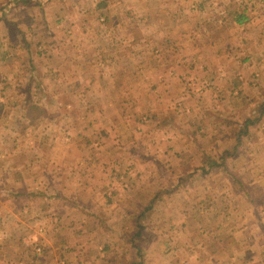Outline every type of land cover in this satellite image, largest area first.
<instances>
[{"label":"crops","instance_id":"1","mask_svg":"<svg viewBox=\"0 0 264 264\" xmlns=\"http://www.w3.org/2000/svg\"><path fill=\"white\" fill-rule=\"evenodd\" d=\"M126 5L127 1L125 4L115 0L101 2L98 8L106 6L108 10L100 14V20L107 23L117 22L119 19L122 24L125 21L131 24L136 21L138 24L140 20L142 30L140 35L132 32L119 33L114 28L113 33H101L100 38L97 39L108 40L110 48L99 49L102 46H98L97 50H92V55L84 50L80 56L84 60H79L74 65H70V62L61 68L50 65L51 73L54 69L61 72L64 79L60 85L65 88L71 85L77 86L78 89L94 91L91 96L90 94L81 96L78 104H85L89 101L90 104L99 106L98 109H93L91 113L83 117L92 121L94 128L100 129L94 131V138L98 140L93 142V148L96 151L93 154H99L100 160L105 158L104 161H100L95 156L92 160L88 158L83 160V154L87 153V147H85L87 145L82 144V147L79 145L76 147L74 142L65 145L64 142L72 140L66 135V140L62 142L63 145L54 146L53 143H49L46 149L41 147V153H47V162L39 164V160L34 158L31 163L23 165L25 168L28 165L32 167L28 174L18 176L15 172L11 176L7 175L11 173H7L5 169V173L0 176L2 180L0 183V209H2L0 230L3 235L8 233V236L12 230L18 233V236H14L18 242L15 243L13 240L12 244L24 249L22 255L18 259H13L11 264H20L19 261L25 258L34 261L37 257H35L37 246L45 248L50 253L49 257L43 260V264H74L78 260L75 256L77 254L81 259L84 258V263L98 264L99 260H103L99 264H104V258L92 262L88 250L97 248L102 256L108 248H114L116 244L123 242L128 245V241L133 240V236L126 237L123 227L114 226L118 214L123 219L125 218L126 222L129 218L136 221L139 216H144L148 220L146 227L142 226L137 231L140 233L141 240V234L150 231L151 225L154 231L169 232V229H162L165 225L172 223L176 231L180 229L183 234L187 232L189 242L184 241L185 244L193 245L196 249L198 247L206 249L205 261H197L196 264H264L263 23H260L257 28L253 27V36L243 31L239 34L240 38L232 37L235 45L230 49L231 51L225 50L223 46H220L222 49L211 48L204 61L210 60L213 63L201 66L203 68L199 66V69L189 63V67L183 71L179 63L174 62L180 56V49L168 48L166 41L178 37L181 30L177 26H180L183 21L191 22L194 20L193 17L196 18L202 14L204 16L206 7L201 3H190L185 7L179 0H143L139 5L141 10H136L138 14L135 11L131 19L127 17L124 19L122 11L124 10V15L127 16V10L130 7ZM111 9L122 10L120 16L114 12L111 13ZM243 16L241 21L237 20L238 15L236 17V24L242 25L241 27L249 19L245 14ZM218 20L223 22L225 17L218 15ZM227 31L225 29L221 33L218 31L217 34H213L215 35L214 40L217 42L230 38ZM214 40L211 45L215 43ZM161 41L163 44H160ZM194 50L195 52L193 50L186 52V55H189V59L195 62L202 53L198 49ZM62 54L70 59L69 51L64 50ZM85 57L89 59L86 61ZM155 63L158 68L153 67ZM74 66L78 69L79 76L71 78L76 80L74 82L67 81L69 76L67 78L64 74L76 71ZM45 67L41 71H45ZM67 68H69L68 71ZM181 73L184 75L183 81ZM187 74L191 75L189 79L196 85L194 88L208 90L206 100L210 102L208 103L211 105L210 108L208 106L207 109L204 108L201 111L199 108L202 105L199 104L196 96L187 94L183 109L179 110L178 106L181 103L175 102V97L182 94V89H185L183 85L188 77ZM196 75L203 77L207 86H198L199 83L193 79ZM162 84L165 85L162 86ZM156 87L162 89L161 98L156 103H149L148 89ZM101 90L110 91V95H106V92H101ZM129 96H132L131 99ZM160 101L163 102L159 103ZM230 101L237 107H230L228 104ZM247 103L255 105V109L258 108L256 113L258 115L253 116L251 120L247 119L253 127L248 130L245 128L246 125L242 127L238 125L239 128L237 127V130L233 132V129L228 127L230 121L224 113L231 111L232 114H238L241 119L243 117L239 111V105ZM152 104H156L157 108L156 105L155 108L150 106ZM105 105H111L115 110L109 112L101 107ZM220 105L223 107L228 105L230 110L222 111ZM152 109L157 111L151 112ZM140 114H146L149 119L143 120L144 116L141 117ZM245 115L247 114H243ZM204 117L208 120L203 123L199 119ZM171 131L172 134L169 133ZM79 133L78 135H82ZM155 135L162 137L163 140L166 137L171 138V135L174 138L180 136L179 142H182L183 137L189 136V141L186 140L185 143H169L172 141L167 138V141L157 145V151L163 149L165 153H179L180 156L187 154L182 163L188 165L189 173L179 178L173 189L174 192L177 190L176 194L185 196L182 202L184 205L177 201L175 204L177 209H174L171 220L165 217L157 219L154 216L157 213L152 214L150 210L152 207L144 203V201L148 203L151 201L149 194L140 191L139 193H142L139 195L141 202H135L139 196L137 197V194L132 191L142 190L139 178H123V175L127 174V169H137L143 165L147 169L152 168V164L144 162L142 158V162H139L142 155H139L138 151H143L139 145L145 143L147 139L149 142L154 141ZM199 136L205 138L204 144L199 141ZM77 138L80 144L83 137L77 136ZM226 139L232 142L227 143ZM145 145H147L145 147L147 151L150 143L143 144ZM70 155L75 156L69 159ZM196 155L201 157L199 161L195 160ZM4 161L6 159L1 160L0 167ZM161 166L164 169L165 164L157 163V167L161 168ZM250 168L252 172L257 173L252 176V179L247 178L245 181L240 171L251 172ZM233 170L238 173H234ZM200 177L203 179L198 180ZM168 183L159 181V185L157 184L158 193L160 192L157 204L161 211L164 210L165 202L168 200L165 190ZM228 183L234 185V191L226 189ZM2 184L6 186L7 191L4 192ZM39 184L49 189H44L42 192L40 187L38 191ZM212 185H219L222 200L217 201L214 198L210 200V197L205 201L200 200L201 204L205 202V211H200L196 198L201 196L200 193H204V190L208 194L211 193ZM182 186H185L184 189ZM40 196L48 200L45 202L46 205L36 201L40 199ZM187 202L188 208L185 204ZM218 202H226L229 207L220 208L217 211ZM25 209H28L30 214L40 212L42 218L39 222L44 221V224H38L35 220L26 224L24 220L17 218L19 215L16 214V210L23 217ZM7 211L11 214L9 215ZM135 211H138V214ZM221 212L223 217L216 226L202 224L203 220H210L220 215ZM210 213L214 215L210 216ZM196 216H199L201 224L195 221ZM184 217L188 218L190 224L193 225L190 229L184 227V224L181 225ZM57 221H59L58 224ZM56 225L69 227L70 237L60 234L62 232H59V229L62 228ZM104 230L110 233V241H102L99 234H103ZM151 232L153 231L149 234ZM53 233L58 235L55 236ZM95 234L99 237L97 238ZM199 236H201L200 241H197ZM5 237L7 236L4 235ZM38 241L42 246H39ZM79 248L82 250L79 251ZM3 259H6V256ZM113 261V264H121L116 259Z\"/></svg>","mask_w":264,"mask_h":264},{"label":"rangeland","instance_id":"2","mask_svg":"<svg viewBox=\"0 0 264 264\" xmlns=\"http://www.w3.org/2000/svg\"><path fill=\"white\" fill-rule=\"evenodd\" d=\"M109 1L111 0H0V162L1 160L6 159V161H4L2 164L4 166L1 165L0 167V176L1 174L5 173V169L7 170V173H11L7 175L11 176L14 175L15 172L18 176L22 174H28V172L32 170V167L30 168L28 165V167L25 168L23 165L31 163V160L34 158L39 160V164H42V162L45 161L47 162V153H41V147L46 149V146L49 143H53L54 146H59L60 144L63 145L62 142L66 140V135H68L72 140L69 142H64L65 145L73 142L76 144V147H78L77 145L82 147V144L84 146L85 144L87 145L85 146L87 147V153L83 154V160L87 158L92 160L93 156L98 157L100 160L101 157L99 154H93L96 152L93 148V142L98 140V138H94V131L100 129L94 128L92 121L83 117L91 113L93 109H98L99 106L93 105L92 103L90 104L89 101H87L85 104H78L79 100L82 98L81 96L88 94L91 96L94 91L91 92L90 90L78 89L77 86L71 85L65 88L63 85H60L64 79L61 72H58V70L54 69L52 70V75L50 71V65L54 66L55 68H61L63 66L65 67V65L67 66L69 62L71 63L70 65H74L75 63H78L79 60H84L82 57H80L84 53V50L87 52V54L92 55V50H97L98 46H102L99 49L110 48L108 40L106 41L103 38L102 40L97 39L100 38L99 34L101 33H113L114 28L116 29V32L123 34L125 32H132L135 35H140L142 33L141 25L139 24L140 20H138V24L136 21H134L132 24L126 23L125 21V23L122 24V21L119 19L117 22H101L100 14L106 12L108 9L105 8L106 6H104V8H98V6L101 4V2ZM115 1H121L124 4L127 1L126 7L130 6L127 10V13L130 15L126 16L124 15V10L122 11L118 9H111V13L114 12L120 16V12L122 11V17H124V19H126V17L131 19L134 16L133 13L136 10H141L139 5L143 0ZM179 1L183 3L185 7L189 6L190 3H201L206 7L204 10L205 15H201L203 17H193V21H183L180 26H177L181 30L178 37L175 38L177 40L170 38L166 41L168 43V48L180 49V56L177 57L174 62L179 63V66L183 71L189 67V63L194 67L196 66L197 68L199 66L200 68H203L201 66L213 63L210 62V60H208V62L204 61L207 53L211 51V48L216 49L220 48V46H223L225 50H230L232 49L233 45H235L232 37L240 38L239 34L243 31L244 33L247 32L249 36H253V27L257 28L260 23H263L264 26V0ZM206 4L210 6V8H208ZM187 10L189 11L188 8ZM182 11H184V9ZM136 14H138L137 11ZM243 14L248 16L249 19L246 20V22H244L245 25L241 27L242 25L236 24V17L237 15L241 16ZM218 15L224 16L225 20L223 22L219 21ZM222 26L225 27L222 28ZM153 27L154 29L157 28L156 25ZM244 27L249 28L243 29ZM225 29L228 30L227 33L229 34L230 38L216 42L214 40L215 35L213 34H217L218 31L221 33ZM213 40L215 43L211 45ZM160 44H163V41H161ZM194 49H198V51L202 53L201 57L195 62L189 59V55H186V52L188 51L193 50V52H195ZM64 50L70 52V59L63 56L62 52ZM85 59L87 61L89 58L85 57ZM43 67H45V71H41ZM153 67L158 68L157 63H155V65L153 64ZM68 70L69 68H67V71ZM77 70L78 69L76 68V71H71L69 74H64L65 77L69 76V78L67 77V81H76L71 78L74 76H79ZM203 72H205V70H203ZM150 75L154 74L150 73ZM187 75L188 77L186 78V81H184L183 85V88L185 86V89H182V94L180 93L177 97H175V102L181 103L180 106H178L179 110L182 111L184 104L183 102L186 99L187 94H193V96H196L199 104L202 105L199 108L201 111L204 108L207 109L208 106L210 108L211 105H208L210 102L206 100L208 98L206 96L208 90L203 88H194L196 85L189 79L191 75ZM183 76L184 75L181 77L182 81ZM193 79L199 83L198 86H207V82L203 77L200 78L199 75H196V78ZM164 85L165 84H162V86ZM102 91L106 92V95H110V91L101 90V92ZM161 91L162 89L159 87L148 89V94H150L149 103H156L161 98ZM167 92L168 91L166 90V93ZM117 97L119 96L117 95ZM129 97L131 99L132 96ZM166 99L167 97L165 96V100ZM161 102L163 101H160L159 103ZM33 104L41 106L42 109L41 111L34 112L38 113V117L36 119H32L33 115L29 110V107ZM228 104L230 107H237L232 105L231 101ZM155 105L156 104H152L150 106L155 108ZM101 107L106 108L109 112L113 109L115 110V108H113L111 105H105V107ZM159 107L163 108V106ZM170 107L171 105L169 108ZM220 110L225 111L230 109H228V105L224 107L223 105H220ZM152 111L155 112L157 110L152 109L151 112ZM239 111H241L243 117L241 119L238 117V114H232L231 111H226V113H224L227 120L230 121L228 127L233 129L234 132L237 130L238 125L239 127L246 125L245 128L250 130L251 127H253V124L247 121L249 119L251 120L253 116L258 115L256 114L258 112V108L256 107L255 109V105L249 103L240 104ZM162 112H164L163 109ZM139 113H141V111ZM243 114L247 115L243 116ZM140 116L146 117V119L143 117V120L145 121L149 119V116H146V114H140ZM199 120L204 123L207 122L208 119H205L204 117ZM258 124H260V122H258ZM262 130L264 132V127ZM78 133L82 135H78ZM169 133L172 134V131ZM77 136L83 137V141L80 144L77 142ZM167 138L169 141H172L169 143L181 144L185 143L186 140L189 141V136H187V138L183 137L182 142H179L181 137L177 136L174 138L172 135L171 138L166 137L164 140L162 137H156V135L154 141L149 142V139H147L143 144L150 143L148 147L149 149L145 151V147L147 145L143 146L142 144L139 146L143 151H137L139 155H142L139 159V162H142L143 159L145 160L144 162L152 164V168L147 169V167L143 165L137 167V169H127V174H124L123 178H139L141 181L140 188H142V190H135L132 192L137 194V197L142 193L149 194L151 201L149 203L144 201V203L152 207L150 209L152 214L154 215L157 213L154 215L157 217V219L165 217L167 220H171L174 209H177L175 204H177V201H179L181 205H184L182 202L185 198V196L182 194H176L177 190L176 192L173 191L175 188L174 184L178 182L179 178L186 176L189 173V170L187 169L188 165H183L182 163V160L186 159L185 155L187 154H181L180 156L179 153H165L163 149L157 151L158 143H164L165 140L167 141ZM199 141L204 144L205 138L199 136ZM225 141L227 143L232 142L229 139H226ZM151 144L153 145L151 146ZM74 156L75 155H70L69 159ZM202 156L204 157V155ZM104 159L105 158H102L100 161H104ZM200 159L201 157L196 155L195 160L199 161ZM187 160H189V158H187ZM25 161L28 162L25 163ZM162 162L165 164L164 169H162V166L161 168L157 167V163L162 164ZM241 171L240 175L245 181L247 178L249 180L252 179V176L257 173L252 172V170L251 172H248L247 170ZM233 172L236 174L238 173L236 170H233ZM200 179L202 180L203 177H200L198 180ZM1 181L2 180L0 178V183ZM159 181H166L167 183L169 182V185L165 187L168 200L165 202L166 206L163 211L159 209L157 204V199H159L158 194L160 193H158L157 189V184L159 185ZM2 186L4 192L5 190H8L5 185L2 184ZM218 186L212 185L211 193L208 194L207 191L204 190V193H200L201 196L196 198L199 202V207L201 209L200 211H205V202L201 204L200 200L205 201L209 197L210 200L213 198L217 201L222 200L221 189ZM40 187L42 192H44V189H49L43 187L42 184H39L38 191H40ZM184 187L185 186H182L183 189ZM218 188L220 189L219 191ZM222 188H224L223 185ZM226 189L234 191V185H229L228 183ZM140 191L142 193H139ZM10 192H13V190H10ZM190 194H188V196H190ZM152 198H154L155 201ZM36 201L46 205L45 202L48 200L44 196H40V199ZM135 202L140 203L141 197L139 196ZM10 204L13 205L12 202H10ZM185 204L188 208V202ZM214 204L216 203L214 202ZM230 206L232 207L233 205ZM227 207H229V205H227L226 202H218L216 208L218 211L220 208ZM1 210L2 209H0V212ZM25 211L26 212H23L24 216L21 217L20 212L16 210V214L19 215H16L17 218L24 220L26 224H29V221L31 220L37 221L38 224H44V221L39 222V220L42 218L40 212H35L37 214L34 216L35 213L30 214L28 209H25ZM7 212L9 215L11 214L9 211ZM135 213L138 214V211H135ZM212 215L214 214L210 213V216ZM222 217L223 213L221 212L220 215L214 218L210 217V220H203L202 224L207 226H216L219 222H221ZM53 218H57V216H53ZM132 218L134 219L133 216ZM194 218L197 224H201L199 221V216ZM108 219L111 220V218ZM58 222L59 221H57V224ZM147 222L148 220L144 216L137 217L136 221H132V219L129 218V221L126 222L125 218L123 219L122 216L118 214L117 219H115L114 226H117V228L123 227L126 237L131 238L133 236V240L128 241V245H125V242H123L122 244H116L114 248H108L103 252L102 256L99 252V249L90 248L88 250L90 254V260H93L92 262H96L97 260L104 258V264H113V259L118 260L121 264H141V261H143L142 264H196L197 261H205L204 258L206 256V249L200 247L196 249L193 247V245L185 244L184 241L187 243L189 242V237L186 236H189V234L187 232H184L185 234H183L180 229L176 231L174 228L175 225L172 226V223L165 225L163 227L164 229H162H169V232L161 230L154 231L151 225L150 231L153 232L149 234L150 231H145V233L141 234V240L140 233H137V231L140 230L142 226L146 227ZM182 224H184V227L187 229H190L191 226H193L190 224L188 218L185 217L181 222V225ZM56 226L58 228H62L61 230L59 229V232H62L60 234H62L64 237H70L71 231L69 227L66 228L60 227L58 225ZM4 235L7 237L4 238ZM4 235L0 230V264H11L13 259H18L22 255V251L24 249L17 248L15 244L13 246V240L15 243L18 242L14 236L19 235L18 233H15L14 230L10 232L9 236L8 233H5ZM53 235L56 236L58 234L53 233ZM99 235L101 236L102 241H110L109 232L104 230V233ZM99 235H97V238ZM200 238L201 236H199L196 240L200 241ZM95 240L97 239L95 238ZM112 241L115 242L113 239ZM38 244L39 246H42L40 241H38ZM36 249V261L25 258L21 259L19 263L43 264V260L48 258L50 253L42 247L38 248L37 246ZM81 250L82 249L79 248V251ZM4 256H6V259H3ZM75 256L78 258V260H76L74 264H83L85 262L84 258L81 259L79 257V254ZM100 262L102 263L103 260H99V263ZM84 264L89 263L86 262Z\"/></svg>","mask_w":264,"mask_h":264},{"label":"trees","instance_id":"3","mask_svg":"<svg viewBox=\"0 0 264 264\" xmlns=\"http://www.w3.org/2000/svg\"><path fill=\"white\" fill-rule=\"evenodd\" d=\"M243 18H244V16L241 15V16H238L237 17V20L238 21H241V20H243ZM29 110H30V113L33 115L32 116V119H36L38 117V113H34V112L41 111L42 109H41V106L34 104V105H32V106L29 107Z\"/></svg>","mask_w":264,"mask_h":264}]
</instances>
